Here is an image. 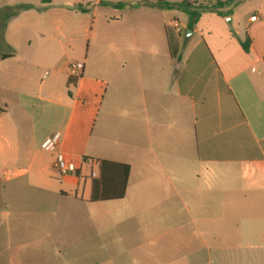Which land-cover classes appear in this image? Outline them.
I'll return each mask as SVG.
<instances>
[{
	"label": "crops",
	"instance_id": "crops-1",
	"mask_svg": "<svg viewBox=\"0 0 264 264\" xmlns=\"http://www.w3.org/2000/svg\"><path fill=\"white\" fill-rule=\"evenodd\" d=\"M242 1L184 36L157 0H0L31 6L0 52V264H264V0ZM99 160L130 165L123 199L89 200ZM30 213L44 235L13 238Z\"/></svg>",
	"mask_w": 264,
	"mask_h": 264
},
{
	"label": "trees",
	"instance_id": "trees-1",
	"mask_svg": "<svg viewBox=\"0 0 264 264\" xmlns=\"http://www.w3.org/2000/svg\"><path fill=\"white\" fill-rule=\"evenodd\" d=\"M241 0H216L214 4L204 5L199 0L167 1L157 0V4L162 8L177 9L188 15V29H193L205 11H211L226 16L230 11L223 9L237 5ZM52 0H42L43 4H50ZM123 5V4H120ZM29 5H19L17 7H6L0 9V52L3 46H8L5 40V32L9 21L22 11L30 9ZM81 8V7H80ZM245 51H249L250 40L243 43ZM171 53L177 56L178 50L170 44ZM14 51L9 54L0 53V59L13 56ZM74 84L73 78H69L68 85ZM6 111L5 107L0 108V113ZM131 167L126 163L113 162L109 160L98 161V174L91 178L90 198L91 202H103L109 200H120L126 195L128 179Z\"/></svg>",
	"mask_w": 264,
	"mask_h": 264
},
{
	"label": "rangeland",
	"instance_id": "rangeland-1",
	"mask_svg": "<svg viewBox=\"0 0 264 264\" xmlns=\"http://www.w3.org/2000/svg\"><path fill=\"white\" fill-rule=\"evenodd\" d=\"M254 3L256 4L255 0H243L240 4L241 6H238L239 11L240 10L244 11L246 9V7H248L249 5H255ZM204 5H209V4L206 3ZM17 6H19V5L0 3V9H4L6 7H17ZM110 11L112 12V10H110ZM204 13H211V11H205ZM90 26H91V24H90ZM188 30L192 31V29H185L183 32L184 36L188 35ZM76 39H77V42L83 46L82 49L84 50V52L87 49V46L89 45V43H93V37L91 36L90 33L85 32V31L78 33V35L76 36ZM89 127H90V125H89ZM91 168H92V164L91 163L87 164L85 169H86V172L88 174H90ZM96 169L97 168L94 167V170H96ZM59 180H61V178H59ZM57 215L59 217V212L57 213V211H56V218H57ZM37 217L38 216L34 213H30V214L26 215V217H24L23 220L29 221L30 227L25 226V225L17 226V227L13 226L10 229V233L13 236V238H15V239L27 238L28 240L36 241L37 238H39L40 236H43L45 231H44V233H42V231L40 232V228H37L35 225V221L37 220ZM66 221H67L66 226H68V224L70 222L68 220H66ZM30 222H31V224H30ZM4 229L5 228L0 227V233L2 232V230L4 231ZM61 255H62L61 259L59 260L60 262H63L64 260H66L67 262H70L71 264H100L101 263V260H85L84 258L83 259H76V257L73 256V254L69 253L68 249L65 250L62 248V254Z\"/></svg>",
	"mask_w": 264,
	"mask_h": 264
},
{
	"label": "built area",
	"instance_id": "built-area-1",
	"mask_svg": "<svg viewBox=\"0 0 264 264\" xmlns=\"http://www.w3.org/2000/svg\"><path fill=\"white\" fill-rule=\"evenodd\" d=\"M253 19H256V17H253ZM69 69H70V75L72 77H79L84 69V65L82 63H72L70 64ZM43 147L47 151L57 150L58 147L57 137L48 139L44 143ZM55 166L59 170L61 175H65L71 171H75L74 163L69 158H67L63 153L60 152H58Z\"/></svg>",
	"mask_w": 264,
	"mask_h": 264
},
{
	"label": "water",
	"instance_id": "water-1",
	"mask_svg": "<svg viewBox=\"0 0 264 264\" xmlns=\"http://www.w3.org/2000/svg\"><path fill=\"white\" fill-rule=\"evenodd\" d=\"M192 33V31L191 30H188V35H190Z\"/></svg>",
	"mask_w": 264,
	"mask_h": 264
}]
</instances>
